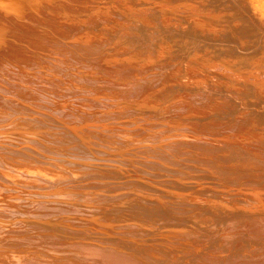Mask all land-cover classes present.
<instances>
[{
  "label": "bare ground",
  "instance_id": "1",
  "mask_svg": "<svg viewBox=\"0 0 264 264\" xmlns=\"http://www.w3.org/2000/svg\"><path fill=\"white\" fill-rule=\"evenodd\" d=\"M245 1L0 0V264H217L231 214L257 245L221 264H264V17ZM205 4L231 30L211 34ZM147 177L238 183L254 205L213 190L223 210L193 219L170 204L196 187L156 188L166 202ZM210 227L215 251L195 244Z\"/></svg>",
  "mask_w": 264,
  "mask_h": 264
},
{
  "label": "rangeland",
  "instance_id": "2",
  "mask_svg": "<svg viewBox=\"0 0 264 264\" xmlns=\"http://www.w3.org/2000/svg\"><path fill=\"white\" fill-rule=\"evenodd\" d=\"M246 1H248V2H246ZM246 1H245V2H246L248 5H250L251 7L254 8V10H255L254 12H255L256 14L261 15V16L264 17V0H253V1H252V0H246ZM251 1H252V2H251ZM255 1H256V2H255ZM249 2H250V3H249ZM103 4H104V3H103ZM205 5H207V4H205ZM205 5H203V8H204ZM208 5H209V4H208ZM208 5H207L206 7H207V9H208V7H209L208 10H210L211 15L213 16V17L209 20V22H208V24H207V28H208V30L211 32V34H218V33H222L223 31L231 30V24H230L229 22H230V21L232 22V20H233V21L236 20V19H233V18H232V14H231V12L228 11V10L225 11L224 14L227 15V18H224V17H222L221 15H219V13H220V9H217L214 5H212V6H208ZM110 6H111V5H110ZM100 7H101V5H100ZM201 7H202V5H200V6L198 7V9H199L200 11H201V9H203V8H201ZM206 7H205V8H206ZM190 9H192V8H190ZM190 9H187L188 12H193V10H194L195 8L192 9L191 11H190ZM228 9H229V8H228ZM259 9H260V10H259ZM60 10H61V9H60ZM108 10H109V9H108ZM187 10H186V11L183 10V11H182V12H183L182 14H184V13L186 14V13H187ZM199 10H197V8H196L195 11L198 12ZM203 10H204V9H203ZM208 10L205 9L204 11H208ZM61 11L63 12V10H61ZM102 11H105V12H106L107 10H102ZM136 11H138V10L136 9ZM139 11H140V10H139ZM195 11H194V12H195ZM200 11L198 12V14H201V13L204 12V11H203V12H200ZM64 12H65V11H64ZM261 12H263V13H261ZM205 13H206V12H205ZM185 14H184V15H185ZM68 15H70V16H68ZM68 15L66 14V15H63V16H68V17L73 18V19H71V18H68V17H67L69 22H70V20H71V22H72V20H74V19H78V18H75V17H78L77 15L75 16V15L73 14L74 16H71L72 13H70V14H68ZM184 15H183V16H184ZM60 16H61V15H60ZM63 16H62V17H63ZM183 16H182V17H183ZM185 16H186V15H185ZM191 16H193V15H191ZM165 17H169V16H165ZM182 17H181V19H183ZM185 18H186V17H185ZM187 18H188V17H187ZM196 18H197V17H196ZM79 19H80V17H79ZM63 20H64V18H63ZM65 20H67L66 17H65ZM65 20H64V21H65ZM172 21H175V20L172 19ZM225 21H226L227 23H225ZM236 23H237V22H236ZM150 29H152V28H150ZM153 30H154V29H152V31H153ZM211 50H212V49H210V51H211ZM199 53H200V52H199ZM117 64H118V63H117ZM214 87H216V85H214ZM192 114H193V113H192ZM68 153H69V152H68ZM70 153H71V155L74 153L73 156L77 155V153L74 152V151H70ZM70 153H69V154H70ZM184 157H185V156H184ZM116 158H117V160H118L120 157H116ZM185 158H186V157H185ZM42 160H43V159H42ZM45 160H46V159H45ZM184 162H185V161H184ZM187 162L189 163V162H191V161H187ZM187 162H185V163H187ZM195 162H197V161H195ZM185 163H184V164H185ZM188 163L185 164V165L188 166V165L190 164V163H189V164H188ZM226 163H227V162H226ZM226 163H225L226 167L229 166V164L227 163V164H228V165H227ZM190 165H191V164H190ZM221 165H222V163H221ZM193 166H196V165H193ZM36 177H37V176H36ZM24 178H25V179H24V182H26V183H27V182H30V179H31V178H29V177L27 178V177H25V176H24ZM37 178H38V177H37ZM147 178H148V177H147ZM147 178H142L141 181L145 182L146 184H148V185H150V186H152V187L154 188V191H153V190H152V191H151V190H150V191H149V190H146V191L149 192L148 196H151V195H152L151 197L157 198L158 196L162 197V195L165 197V195L167 194L168 196H170L171 199H169V200H171V202H172V197H173V196L176 197V195H177L176 198H178V199L181 198V196H182L181 200H183V199L186 200V199H187V200L189 201V197H190V198H191L190 200H194L195 203L198 202V200H197V198H198V199L200 200V202H198L199 204H198V203L195 204V203L193 202L194 204H192V206H194V207L188 205L189 203H188V204L184 203V204H185L184 207H179L178 205H180V206L182 205V206H183V204L180 203V200H175V201H176L175 204H170V206H171V205H175V206H171V208H173L172 210H174V209H176V208L178 207V209H179L180 211H182V212H183V211H184V212L186 211L185 213L183 212V213H184V216H186V215H188V216L190 215V216H191V215L193 214L192 216H193V217L195 216L194 218L191 216L193 219H196L197 217L202 216V215H203V214H201L202 212H203V213L205 212V214H206V213H207V214H211V213H212L211 215H213V212L216 213L215 210H217V213L219 212L220 209H217V207H218L219 204L217 203V201L215 200V198H218V196H221V195H219V194H220V192H222V188H224V191H226L228 194L230 193V195H231V192H232V195L230 196L231 199H238V200H240V201H241V200H245V201L248 200V203H250V204H248V203H247V204H248L249 206H250V205H254L253 202H249L250 200H253V198H254V197H252L253 194L250 195V194H251L250 192H252V191L249 190V189L246 188V187H243L244 189L242 188V190H240L241 188H239V186H238L239 184H238V183H231V185H230V183L228 184L227 182H226V183H223L224 180H222V179H220V180H216V179H215V181H217V182H215V181H213V180L211 179V181H210V182H211V185H210V186H209L210 183H209V182H206V181H205V184H207V183H208V184L205 186V184H204V180H202V182H203V185H202L203 187H202V186H200L201 183H200L199 179H197V180H198L197 182H196V181L191 182V179H189V180H190V181H189V180L186 178V179L188 180V181H187V180H185V178H184V180L182 179V181H186V182L179 181V183H176L177 185H174V186H173V184L170 185V183H168V184L164 183L163 188H162L161 186H160V188H159V186L157 187V185H156L158 182H155L154 180H152V179H150V178L147 179ZM163 178H164V179H167V177H163ZM26 179H27V180H26ZM28 179H29V181H28ZM25 180H26V181H25ZM36 180H37V179H36ZM120 180H121V179H120ZM200 180H201V179H200ZM221 180H222V181H221ZM17 181H19V183H20V181H21V183H22V184L20 183V186H21V187H24V186L26 185V183L22 182V179H21V180L18 179ZM151 181H152V182H151ZM153 181H154L155 183H154ZM225 181H226V180H225ZM181 182H182L184 185H186V183H187V184H188V183L190 184V186L187 185V186L189 187V190H186L184 193H182V192L180 191L182 195L180 194V192H178V189H179V190H185V189H188V188H184L185 186H184ZM198 182L200 183V185H199ZM237 182H238V181H237ZM150 183H151L152 185H151ZM153 183H154V184H153ZM180 183L182 184L183 187L181 186ZM212 183H214V184H212ZM217 183H220V185H222V184H223V185H222V186L219 185L220 187H218L217 185H215V184H217ZM221 183H222V184H221ZM28 184H29V185H33V186L35 185L34 182L27 183V185H28ZM61 184L63 185V183H61ZM165 184H166V185H165ZM179 184H180V185H179ZM192 184H193V185H192ZM235 184H236V185H235ZM167 185H169V186H167ZM191 185H192V186H191ZM197 185H199L200 187H198ZM214 185H215L216 187H218V188L215 187V188H216V189H215V188H214ZM228 185H229V186H228ZM18 186H19V185H18ZM18 186H17V187H18ZM36 186H37V187H36ZM38 186H39L38 184L35 185V188H34V187H31V186H29V187H28V186H25L24 189H26V187H27V190H29L28 188H30V190H31V189H32V190H35V189L38 190V188H39ZM40 186H41V185H40ZM64 186H65V184H64ZM164 186H165V187L167 186V187L164 188ZM171 186H173V187H171ZM176 186L182 187V189L179 188V187L177 188ZM187 186H186V187H187ZM211 186H212V187H211ZM236 186H237V188H236ZM168 187H169V188L171 187L170 190H171L173 193L176 192L175 190H177V192H176L175 194H173L172 192H170V193H172V194H170V193L168 194V191H167V189H169ZM174 187H175V189H172V188H174ZM190 187H192V188H193V187H194V188L196 187V188H195L196 190L199 189V188H202V189L204 190V192L207 191V190H208V192H207V193H206V192H205V193L201 192V193H203V194L201 195V193H200L201 197L199 198V196H198L199 192L197 193L196 190H194V189H192V188H190ZM204 187H205V188H204ZM210 187L213 188V189H211ZM233 187H234V188H233ZM19 188H20V187H18V189H19ZM156 188L159 190V192L162 191V193H163V190H164L165 193H163V194H162V193H156V191H157ZM161 188H162V190H161ZM176 188H177V189H176ZM208 188H209V189H208ZM230 188H232V190H231ZM165 189H166V191H165ZM190 189L196 191V192L192 191L193 193H195L194 195H192V192H191ZM205 189H206V190H205ZM220 189H221V190H220ZM170 190H169V191H170ZM209 190H212V191H211L212 193H213V190L216 191V192L218 191L219 194L216 193V192H214L213 194L210 193V194L208 195V196H209L208 199H210L211 201H210V200H209V201H206V199H207V197H208L206 194H208V193L210 192ZM229 190H230V191H229ZM234 190H235V191H234ZM245 190H246V191H245ZM247 190H248V191H247ZM144 191H145V190H144ZM174 191H175V192H174ZM188 191H190L191 193H189ZM240 191H242V192L244 191V193H242V192H240ZM11 192H12V191H11ZM151 192H152V193H151ZM153 192H155L156 194H153ZM166 192H167V193H166ZM186 192L190 194L189 197H185V196H187V193H186ZM234 192H236V193L239 192V193L235 194ZM150 193H151V194H150ZM185 193H186V194H185ZM215 193H216V194H215ZM245 193H248V197H247V194H245ZM157 194H158V195H157ZM159 194H160V195H159ZM161 194H162V195H161ZM183 194L185 195L184 197H183ZM154 195H157V197L154 196ZM167 195H166V196H167ZM203 195H206L207 197L205 198ZM213 195H214V196H213ZM191 196H192V197H191ZM194 196H196V198H195ZM197 196H198V197H197ZM216 196H217V197H216ZM239 196H240L241 198H240ZM244 196H245V197H244ZM250 196H251L252 199L249 198ZM257 196H258V198H261V196H260L259 194H257ZM160 197H158V198L161 199V200H163V199L165 200V199H166V202H168V198H164V197H163V198H160ZM202 197H203L204 199H203ZM211 197H213V198L215 197V198L213 199V198H211ZM235 197H237V198H235ZM238 197H239V198H238ZM247 198H248V199H247ZM254 199H255V198H254ZM173 200H174V198H173ZM187 200H186V201H187ZM202 200H203V201H202ZM177 201H178L180 204H178ZM201 201H202V202L205 201V202H204L205 204H207L206 202H208V203H212V204H213L214 201H215L214 204H215L216 209L213 210V209H210V208H209L210 212H209V210L206 212V209H208V207H209L210 205L213 207L214 204H213V205H212V204H207V206H204V203H201ZM261 202L264 204V201H263V200H262ZM200 203H201V204H200ZM216 203H217V204H216ZM251 203H252V204H251ZM177 204H178V205H177ZM244 204H245V203H244ZM244 204H242V205L244 206V208H246L245 206H247V205H246V204L244 205ZM176 205H177V206H176ZM187 205L189 206V208H191L190 210H189V208H188ZM200 205H201V206H200ZM202 205H203V207H202ZM240 205H241V204H239L238 207H236V208L242 207V206H240ZM198 206H199V207H198ZM255 206H256V204H255ZM174 207H175V208H174ZM206 207H207V208H206ZM219 207L222 208V205H220ZM219 207H218V208H219ZM256 207H257V206H256ZM181 208H182L183 210H182ZM184 208H186V209H184ZM202 208H203V209L206 208V209L203 211ZM233 208H234V207H233ZM233 208H229V207H228V208L226 209V205H225V207H224V209H226V210H230V209L232 210ZM178 209H177V212H180V211H178ZM197 209H198V210H197ZM187 210H189V211H187ZM192 210H193V211H192ZM201 210H202V211H201ZM222 210H223V208L221 209V211H222ZM191 211H192V212H191ZM195 211H196V212H195ZM212 211H213V212H212ZM187 212H188V214H187ZM189 212H190V214H189ZM198 212H199V213H198ZM208 212H209V213H208ZM191 213H192V214H191ZM197 213H198L199 215H198ZM194 214H195V215H194ZM196 215H197V216H196ZM231 215H232V214H231ZM231 215H228V216H231ZM233 215H235V214H233ZM233 215H232V216H233ZM228 216H227L226 218H224L223 221H222V218H221V220L218 219V222H219V220H220V222H224V220L227 219L228 221L230 220V222L237 223L240 227H238L237 224H234V226H233V225H232V226H228L227 228H229V229H225V230L230 231L229 234L232 232V234H236L237 236L239 235L238 237H241V233H242L241 230L244 231L245 228L243 227L242 224H239V223H238V221H239L240 219L238 218V219H237L238 221H237V220H236V216H233V217H234V218H233L234 221H233L232 216H231V219H228V218H230V217H228ZM200 218H201V217H200ZM151 219H152V218H151ZM155 219H156V217H155ZM197 219H198V218H197ZM216 219H217V218H216ZM163 220H164V219L161 218V220H158V221L160 222V221H163ZM212 220H213V218H212ZM212 220H210V222L208 223V225H210V223L213 224V223L216 222L215 219L213 220V221H215V222H212ZM227 220H225V222H226ZM154 221H157V219L154 220ZM158 221H157V222H158ZM225 222H224V223H225ZM160 223H161V222H160ZM216 223H217V222H216ZM78 224H79V223H78ZM80 225L83 226V224H79V225H78V226L80 227L79 229H82V228H83V229L85 230V227H84V226L81 227ZM214 225H215V224H214ZM211 226H212V225H211ZM236 226H237L238 228H237ZM212 227H214V226H212ZM212 227H210L208 233L206 232V233H207L206 235H207V236L209 235L208 237H210V235L213 236V237H212L213 242L211 241V240H212L211 237H210V239H208V240H210V241H207V238H206L207 236H204V237H203V238H205V240H203L202 238H201L202 240H201L200 238H198L199 241L201 240V241H200L201 243H199L198 240H197V242H196V240H195V244L197 245L198 248H199V247H200V248H201V247H203V248L205 247V248H206V247H207V243H209V242H212L213 245H214V242H215V241H214V240H215L214 238L216 237V235H218L219 230L216 229V232L214 233V232H213L214 230H213V231L211 230ZM235 227H236V230H238V229L240 228L239 231H236V230H235L236 233L233 232V231H234L233 228H235ZM241 227H242V229H241ZM231 228H232V229H231ZM243 228H244V229H243ZM210 230H211V231H210ZM225 230H220V231L222 232L223 235L226 233ZM185 231H186V230H185ZM217 231H218V232H217ZM223 231H224L225 233H223ZM192 232H193L192 230H191V231H188V230L186 231L187 234H188V233H189V234H190V233L192 234ZM211 232H213L214 234L211 233ZM237 232H239V233H237ZM193 233H194V235H196V236L199 235V234H198V235L196 234L197 232H196V233L193 232ZM210 233H211V234H210ZM219 234H220V233H219ZM229 234H228V235H229ZM214 235H215V237H214ZM220 235H221V234H220ZM228 235L225 234V235L222 236V237L218 235V236H217V239L219 240V244H220L219 246H220V248H218V247H219V246H218V243L215 242V244H217V245L215 246V248H213V250L215 251L216 247H217L218 249H216L215 252H214L212 249H210V250H211L210 252L213 251V252L216 253L217 255L220 254L219 257L216 256L217 258L221 259V260H219L220 263L218 262V259H216V261H217L219 264H221V263L223 262L222 259H224V261H225V260L232 259V258H234V257H236V256H239V255H236V253L239 254L241 250H242L243 252L240 253V255H241V254L243 255L244 252H247V253H248L247 250L250 249V248L248 247L249 245H251V246H250L251 249L249 250V252L252 251V250H253V252H255L254 249H256V248H255L256 245H257L256 242H251V243H250V242L248 241L250 244L247 246V247H248V249H247V248H245V247H246L245 245H247L248 242H245L246 244L239 243V242H243V241H240V239H239V241H235V240H234V238H235L234 236H233V237H234V238H233V237H230V235H229V237H228ZM199 236H200V235H199ZM218 237H221V238H220L221 240H220ZM225 237H226V238H225ZM231 238H232V240H231ZM217 239H216V240H217ZM226 239H227V240H226ZM189 240H190V239H189ZM223 240H225L227 243H226L225 241H223ZM233 240L236 242V244H233V243H235V242H233ZM190 241H191V240H190ZM203 241H205V242H203ZM221 241H222V242H221ZM231 241H232L233 243H232ZM188 242H189V241H188ZM220 242H221V243H220ZM223 242H224V243H223ZM202 243H204V244H206V245L203 244V245H204V246H203ZM228 243H230L229 245H230L231 247L228 246L227 251L224 252V250H226V247H225L224 250H223V246H225V245L227 246ZM238 243H239V247H238V245H237ZM252 243L255 244V245H252ZM222 244H223V245H222ZM231 244H232V245H231ZM196 245H195V246H196ZM198 245H199V246H198ZM201 245H202V246H201ZM233 245H234V246H233ZM236 245H237V246H236ZM208 246H210V245H208ZM240 246H241V247H240ZM254 246H255V247H254ZM212 247H214V246H212ZM234 247H235V248H234ZM242 247H243V248H242ZM230 248H231V249H232V248L235 249V251H234V249H233V250H230L231 255L229 254V250H228V249H230ZM236 249H238L239 252H238ZM243 249H244V250H243ZM183 250H184V251H183ZM185 250H187V251H185ZM188 250H189V251H188ZM191 250L193 251L192 248H189V249L183 248L181 251H182V252H186V254H187V253H189ZM222 250H223V251H222ZM245 250H246V251H245ZM179 251H180V250H179ZM179 251H178V252H179ZM192 251H191V253H193ZM220 251H222L223 253H222V252L220 253ZM233 251L236 252V253L234 254ZM195 252H196V251L194 250V255L197 253V252H196V253H195ZM213 252H212V253H213ZM218 252H219V253H218ZM227 252H228V255H230V257H231V256H233V257H232V258L227 257V256H228V255H227ZM232 252H233V254H232ZM253 252H251V253H253ZM191 253H190V255H193V254H191ZM225 253H226V254H225ZM186 254H185V255H186ZM221 254H224L225 256H223V255H221ZM187 255H188V254H187ZM194 255H193V257H191V256H188V257L185 256V257H183L184 255H182V256H179V258L181 257L183 261H184V260H185V261H188L187 263H190V262L192 263L193 261H192L191 258L194 259ZM226 255H227V256H226ZM216 257H214V258H216ZM222 257H225V258H222ZM183 258H185V259H183ZM227 258H229V259H227ZM195 259L197 260L198 258H195ZM195 259H194V260H195ZM189 260H191V261H189ZM198 260H199V259H198ZM198 260H197V261H198ZM200 261H202V260H200ZM221 261H222V262H221ZM179 262H180V261H179ZM203 262H204V260H203L202 262H199V261H198V263H202V264H203ZM205 262H207V261H205ZM217 262H216V263H217ZM214 263H215V261H213V260L210 261V264H214ZM218 263H217V264H218ZM227 263H228V262H227ZM204 264H205V263H204ZM206 264H208V263H206Z\"/></svg>",
  "mask_w": 264,
  "mask_h": 264
}]
</instances>
